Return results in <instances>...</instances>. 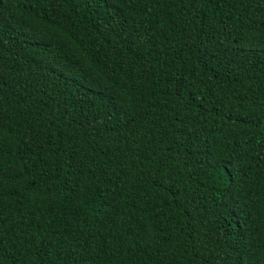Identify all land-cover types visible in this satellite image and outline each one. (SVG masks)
<instances>
[{
    "label": "trees",
    "instance_id": "1",
    "mask_svg": "<svg viewBox=\"0 0 264 264\" xmlns=\"http://www.w3.org/2000/svg\"><path fill=\"white\" fill-rule=\"evenodd\" d=\"M0 264H264V0H0Z\"/></svg>",
    "mask_w": 264,
    "mask_h": 264
}]
</instances>
